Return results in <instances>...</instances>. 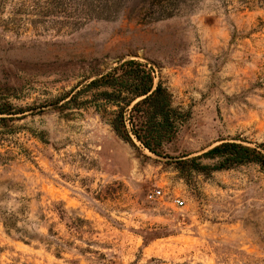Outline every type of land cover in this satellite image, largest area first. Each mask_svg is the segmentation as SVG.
<instances>
[{"label":"rangeland","instance_id":"obj_1","mask_svg":"<svg viewBox=\"0 0 264 264\" xmlns=\"http://www.w3.org/2000/svg\"><path fill=\"white\" fill-rule=\"evenodd\" d=\"M63 1L0 0V96L27 110L0 123V264H264L260 166L178 164L264 142V0ZM131 58L183 116L162 155L109 104L59 107Z\"/></svg>","mask_w":264,"mask_h":264},{"label":"trees","instance_id":"obj_2","mask_svg":"<svg viewBox=\"0 0 264 264\" xmlns=\"http://www.w3.org/2000/svg\"><path fill=\"white\" fill-rule=\"evenodd\" d=\"M64 8L63 0H56ZM84 94L92 99L79 102ZM61 110L82 107L89 102L99 109L104 104L113 106L111 125L125 141L140 145L157 155L178 135L183 116L174 107L173 94L162 81L156 82L154 70L140 60L120 59L116 66L90 80L81 89L65 94L59 99ZM27 110L15 105L6 96H0V123L7 126L20 119ZM185 155L183 157H186ZM202 158L216 160L205 165ZM193 163V169L207 173L231 169L254 163L264 172V142L251 146L237 140H224L201 155L181 159L178 164Z\"/></svg>","mask_w":264,"mask_h":264},{"label":"built area","instance_id":"obj_3","mask_svg":"<svg viewBox=\"0 0 264 264\" xmlns=\"http://www.w3.org/2000/svg\"><path fill=\"white\" fill-rule=\"evenodd\" d=\"M162 192H163L162 189L154 190V191H152V192H150L148 194V197L150 199H155V198L161 196ZM175 204L178 205V206H182V205L185 204V200L183 198H181V197H178V198L175 199Z\"/></svg>","mask_w":264,"mask_h":264}]
</instances>
